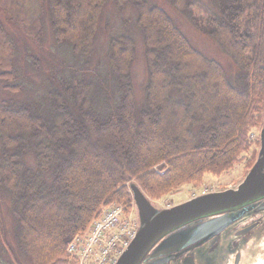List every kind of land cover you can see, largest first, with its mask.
<instances>
[{
    "label": "trees",
    "instance_id": "1",
    "mask_svg": "<svg viewBox=\"0 0 264 264\" xmlns=\"http://www.w3.org/2000/svg\"><path fill=\"white\" fill-rule=\"evenodd\" d=\"M109 1L47 0L56 47L68 54L60 53L45 93L0 101V264H23L7 236L6 200L16 245L32 264H78L69 243L104 206L130 209L132 180L160 200L229 172L259 142L251 133L264 122V0H211L209 34L239 66L234 77L163 7L136 0L148 70L142 109L127 21L110 37L105 60L98 54ZM28 2L0 0V8L43 51L46 12L34 4L29 11ZM171 2L189 18L200 0ZM18 56L0 16V81L10 93L26 89Z\"/></svg>",
    "mask_w": 264,
    "mask_h": 264
},
{
    "label": "rangeland",
    "instance_id": "2",
    "mask_svg": "<svg viewBox=\"0 0 264 264\" xmlns=\"http://www.w3.org/2000/svg\"><path fill=\"white\" fill-rule=\"evenodd\" d=\"M149 1L152 4H157L163 7L174 18L178 26L190 38L191 42L205 55L221 62L230 77H234V75L240 70L236 62L229 55L223 52L219 44L209 34L212 29V27L209 25V18L212 13V11H210V6L212 5L211 0H200L198 4L191 7L189 18L184 15L180 10H178L172 4L171 0ZM109 2L110 3L107 5L108 7L105 8L102 18L100 20L99 32L96 38V47L98 50V54H101V59L105 60L104 55L106 53L107 56V52L110 45V37L118 33L121 29L127 27L124 26V23L127 21L128 26L130 27L129 29L133 31V33H131L133 34L136 41V57L132 66V73L138 108L142 109L144 108L146 103V83L148 77V70L144 38L141 31L137 28L136 0H111ZM33 4L34 9L36 7H39L42 8L43 13L46 12L44 16L45 44L43 51L40 50L36 46V44H34L33 41H31V39L22 29L16 27L12 22H10L9 13L6 10L0 8V16L2 17L9 31L12 33V35L18 42L20 49V57L18 56L19 66L22 69V80H24L26 85V89L23 92L10 93L9 91L4 89V84L0 81V101L4 99L28 100L32 98V95L37 96L45 93L47 82L49 81L53 72V65H58V63L61 64L60 57L62 56L60 55V53L62 55L64 53L68 54L66 51H64V49H60L59 53L56 47L47 0H35V2L34 0H29V11L33 9ZM107 24L110 25V27L108 28L109 30H107ZM27 49L30 50L28 51ZM26 53H30L40 59V69H36V65L33 64L34 60H30L29 58H27ZM262 126L259 128H254L251 133V138L255 142H259H256L257 144H255L249 152L244 154V159L242 160V162L237 164L232 170L227 173H224L222 176H215L212 174L207 175L205 182L198 187H195L193 185H185L178 192L169 194L160 200H156L150 197L151 200L157 206L167 208L182 203L193 197H196L194 191H196L199 195L204 191L205 187H208V193L225 190L227 188H236L245 179V177L253 167L254 164L252 166H249L250 160L254 156L256 157L255 162L257 160L261 147L260 132ZM132 205H134V212L135 214H137V209L134 202H132L131 208ZM10 206V201L6 200L3 209L8 239L11 243H14L18 258L22 261V263L32 264L28 255L20 251L16 245L14 233L16 220L11 214ZM251 245V247L249 246L246 249V253H248L250 249V259L251 257L257 256L259 254V250L264 248V244ZM245 258L248 261L246 255Z\"/></svg>",
    "mask_w": 264,
    "mask_h": 264
},
{
    "label": "water",
    "instance_id": "3",
    "mask_svg": "<svg viewBox=\"0 0 264 264\" xmlns=\"http://www.w3.org/2000/svg\"><path fill=\"white\" fill-rule=\"evenodd\" d=\"M256 162L236 188L205 193L172 207L157 206L140 184L128 186L137 209L135 237L116 264H140L153 251L156 257H170L187 251L241 222L249 210L264 200V122ZM250 230V229H249Z\"/></svg>",
    "mask_w": 264,
    "mask_h": 264
},
{
    "label": "flooded vegetation",
    "instance_id": "4",
    "mask_svg": "<svg viewBox=\"0 0 264 264\" xmlns=\"http://www.w3.org/2000/svg\"><path fill=\"white\" fill-rule=\"evenodd\" d=\"M247 212L241 222L231 225L220 237H212L187 251L182 250L169 260L166 256L156 257L151 251L140 264H264V248L251 259L250 249L246 253L251 244H264V200L256 205V210Z\"/></svg>",
    "mask_w": 264,
    "mask_h": 264
},
{
    "label": "built area",
    "instance_id": "5",
    "mask_svg": "<svg viewBox=\"0 0 264 264\" xmlns=\"http://www.w3.org/2000/svg\"><path fill=\"white\" fill-rule=\"evenodd\" d=\"M205 187L202 193H208ZM196 196L198 195L194 191ZM134 205L112 203L104 206L89 228L77 234L67 252L78 264H116L119 256L135 237L138 228Z\"/></svg>",
    "mask_w": 264,
    "mask_h": 264
}]
</instances>
